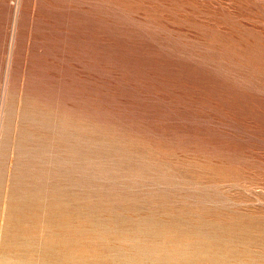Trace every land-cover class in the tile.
I'll list each match as a JSON object with an SVG mask.
<instances>
[{
  "label": "rangeland",
  "instance_id": "1",
  "mask_svg": "<svg viewBox=\"0 0 264 264\" xmlns=\"http://www.w3.org/2000/svg\"><path fill=\"white\" fill-rule=\"evenodd\" d=\"M0 264H264V0H0Z\"/></svg>",
  "mask_w": 264,
  "mask_h": 264
}]
</instances>
